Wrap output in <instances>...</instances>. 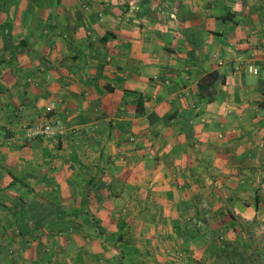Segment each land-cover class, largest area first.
<instances>
[{
	"label": "crops",
	"instance_id": "1",
	"mask_svg": "<svg viewBox=\"0 0 264 264\" xmlns=\"http://www.w3.org/2000/svg\"><path fill=\"white\" fill-rule=\"evenodd\" d=\"M246 63L264 0H0V264H264Z\"/></svg>",
	"mask_w": 264,
	"mask_h": 264
},
{
	"label": "built area",
	"instance_id": "2",
	"mask_svg": "<svg viewBox=\"0 0 264 264\" xmlns=\"http://www.w3.org/2000/svg\"><path fill=\"white\" fill-rule=\"evenodd\" d=\"M238 67L239 65L235 68ZM245 69L247 73L257 76L261 70L264 71V66L258 67L252 63H246ZM46 111L47 115L26 127L25 136L28 141L40 136L57 137L66 133L67 126L55 112L56 109L53 103L46 106Z\"/></svg>",
	"mask_w": 264,
	"mask_h": 264
}]
</instances>
